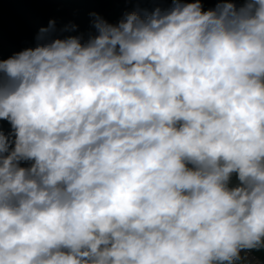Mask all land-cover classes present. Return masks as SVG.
<instances>
[{"label": "clouds", "instance_id": "obj_1", "mask_svg": "<svg viewBox=\"0 0 264 264\" xmlns=\"http://www.w3.org/2000/svg\"><path fill=\"white\" fill-rule=\"evenodd\" d=\"M204 3L50 20L0 58V264L264 253V0Z\"/></svg>", "mask_w": 264, "mask_h": 264}, {"label": "trees", "instance_id": "obj_2", "mask_svg": "<svg viewBox=\"0 0 264 264\" xmlns=\"http://www.w3.org/2000/svg\"><path fill=\"white\" fill-rule=\"evenodd\" d=\"M170 3L171 0H0V58L33 47L39 29L47 27L50 20L56 21L58 29L76 24L80 32L87 34L95 31L91 27L92 12L117 23L126 12L151 11L158 4L168 7ZM214 6L215 0H205V9ZM0 123L5 131L9 129L7 122ZM255 253L264 262V253Z\"/></svg>", "mask_w": 264, "mask_h": 264}, {"label": "built area", "instance_id": "obj_3", "mask_svg": "<svg viewBox=\"0 0 264 264\" xmlns=\"http://www.w3.org/2000/svg\"><path fill=\"white\" fill-rule=\"evenodd\" d=\"M248 258L251 264H264V262L257 256L255 252L249 253Z\"/></svg>", "mask_w": 264, "mask_h": 264}]
</instances>
